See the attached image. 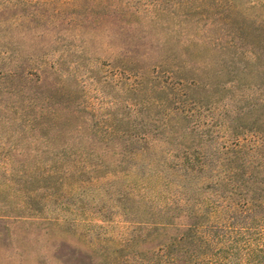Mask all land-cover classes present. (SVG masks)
Returning a JSON list of instances; mask_svg holds the SVG:
<instances>
[{
    "label": "rangeland",
    "instance_id": "rangeland-1",
    "mask_svg": "<svg viewBox=\"0 0 264 264\" xmlns=\"http://www.w3.org/2000/svg\"><path fill=\"white\" fill-rule=\"evenodd\" d=\"M258 126L264 0H0V264H259Z\"/></svg>",
    "mask_w": 264,
    "mask_h": 264
},
{
    "label": "trees",
    "instance_id": "trees-1",
    "mask_svg": "<svg viewBox=\"0 0 264 264\" xmlns=\"http://www.w3.org/2000/svg\"><path fill=\"white\" fill-rule=\"evenodd\" d=\"M257 129L259 132L264 133V127L263 126H258ZM260 187L262 190L264 189L262 186H260ZM246 199H247V196H246ZM248 199L249 200H247V202H249L251 204L256 205V203H259L261 205H264V196H259L257 198L255 196H251V197L249 196ZM199 226H200L199 224H196L195 228H199ZM213 227H214L213 228L214 230H212V233L210 234V240H208L209 241L208 245L211 247L212 255L215 257V255L220 254V252H222L219 249H216L215 246L218 242L223 240V235H224L223 233L224 232H222V230H220L219 227H215V226H213ZM192 238L195 239V236H192ZM199 251H200V248H199ZM261 252H262V260L260 261L259 264H264V249L261 250ZM214 259H216V260L213 261V264H229L228 262L224 261L223 258H220V255ZM236 264H241V263L238 262Z\"/></svg>",
    "mask_w": 264,
    "mask_h": 264
}]
</instances>
